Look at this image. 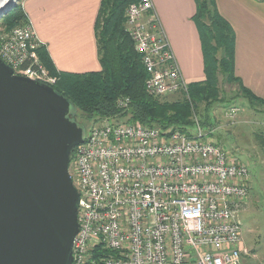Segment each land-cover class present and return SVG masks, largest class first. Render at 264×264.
<instances>
[{
	"label": "built area",
	"instance_id": "2783aa9c",
	"mask_svg": "<svg viewBox=\"0 0 264 264\" xmlns=\"http://www.w3.org/2000/svg\"><path fill=\"white\" fill-rule=\"evenodd\" d=\"M151 10V0H139L125 11V31L147 72L145 91L185 92ZM40 45L27 22L0 33V58L15 74L52 84L56 77L40 61ZM128 104L126 96L116 99L120 112ZM238 111L231 106L223 115L229 120ZM212 131L196 120L188 134L118 114L92 125L68 168L79 194L72 264H242L248 250L239 213L250 171L209 138Z\"/></svg>",
	"mask_w": 264,
	"mask_h": 264
},
{
	"label": "water",
	"instance_id": "95a60500",
	"mask_svg": "<svg viewBox=\"0 0 264 264\" xmlns=\"http://www.w3.org/2000/svg\"><path fill=\"white\" fill-rule=\"evenodd\" d=\"M66 104L0 58V264H72L79 194L68 168L86 134Z\"/></svg>",
	"mask_w": 264,
	"mask_h": 264
},
{
	"label": "trees",
	"instance_id": "16d2710c",
	"mask_svg": "<svg viewBox=\"0 0 264 264\" xmlns=\"http://www.w3.org/2000/svg\"><path fill=\"white\" fill-rule=\"evenodd\" d=\"M137 1L101 0L94 24L101 66L99 70L59 71L44 46L37 48L43 66L56 77V81L50 85L57 93L64 95L82 113L83 118L98 120L118 114L123 120L140 121L150 127L188 134L196 120L203 129L211 130L213 123H207L206 108L214 102H225L219 86V74L226 83H235L238 93L250 105L264 103V98L254 95L234 73V32L217 11L214 0H195L196 11L193 15L203 53L204 78L187 83L182 97L174 100H159L147 94L144 88L147 72L141 64L140 55L133 49V42L124 25L127 6ZM3 18L8 30L28 22L21 3L13 4ZM121 96L129 98L128 108L124 112L116 107V99ZM261 136V143L258 142L264 148V136ZM101 253L108 255L111 251L104 249Z\"/></svg>",
	"mask_w": 264,
	"mask_h": 264
},
{
	"label": "crops",
	"instance_id": "0c3cea01",
	"mask_svg": "<svg viewBox=\"0 0 264 264\" xmlns=\"http://www.w3.org/2000/svg\"><path fill=\"white\" fill-rule=\"evenodd\" d=\"M151 1L150 12L158 19L182 78L186 83L202 80L203 53L193 20L196 1ZM214 1L234 32L235 75L254 95L264 98V1ZM100 3L101 0H21L28 23L57 70L86 72L101 68L94 31ZM248 203L249 194L243 209L248 208ZM247 255H242L245 264Z\"/></svg>",
	"mask_w": 264,
	"mask_h": 264
},
{
	"label": "rangeland",
	"instance_id": "374dc122",
	"mask_svg": "<svg viewBox=\"0 0 264 264\" xmlns=\"http://www.w3.org/2000/svg\"><path fill=\"white\" fill-rule=\"evenodd\" d=\"M15 3H21V0H14ZM6 6L0 9V11L6 10L0 15V33L8 30L4 26L3 16L12 5ZM219 86L225 102H214L206 108L207 123H213V131L209 138L219 143L231 156L249 168L251 203H248V208L240 212L242 243L248 250V255L244 258L247 260L246 264H264V148L260 145L261 134L264 136V103L250 105L248 100L238 93L237 85L226 83L221 74H219ZM182 95V92L178 91L157 98L174 100L181 98ZM231 106L238 107L239 111L232 118L233 120H228L224 117L223 111ZM62 115L70 121L76 119L83 135L92 125L102 123L105 118L87 120L73 104H66ZM241 263L245 264L244 259H241Z\"/></svg>",
	"mask_w": 264,
	"mask_h": 264
},
{
	"label": "bare ground",
	"instance_id": "6f19581e",
	"mask_svg": "<svg viewBox=\"0 0 264 264\" xmlns=\"http://www.w3.org/2000/svg\"><path fill=\"white\" fill-rule=\"evenodd\" d=\"M10 0H0V9L2 7H5V5L9 2Z\"/></svg>",
	"mask_w": 264,
	"mask_h": 264
}]
</instances>
